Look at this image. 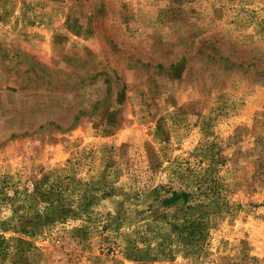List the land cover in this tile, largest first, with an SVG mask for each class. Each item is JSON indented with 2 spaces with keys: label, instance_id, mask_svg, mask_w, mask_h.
Masks as SVG:
<instances>
[{
  "label": "rangeland",
  "instance_id": "rangeland-1",
  "mask_svg": "<svg viewBox=\"0 0 264 264\" xmlns=\"http://www.w3.org/2000/svg\"><path fill=\"white\" fill-rule=\"evenodd\" d=\"M0 264H264V0H0Z\"/></svg>",
  "mask_w": 264,
  "mask_h": 264
}]
</instances>
